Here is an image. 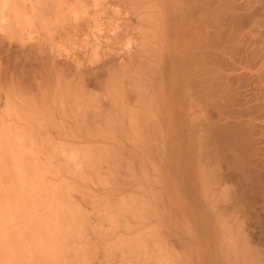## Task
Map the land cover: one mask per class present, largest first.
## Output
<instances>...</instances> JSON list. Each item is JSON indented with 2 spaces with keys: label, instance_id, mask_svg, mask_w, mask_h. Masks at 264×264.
<instances>
[{
  "label": "bare ground",
  "instance_id": "1",
  "mask_svg": "<svg viewBox=\"0 0 264 264\" xmlns=\"http://www.w3.org/2000/svg\"><path fill=\"white\" fill-rule=\"evenodd\" d=\"M0 264H264V0H0Z\"/></svg>",
  "mask_w": 264,
  "mask_h": 264
}]
</instances>
